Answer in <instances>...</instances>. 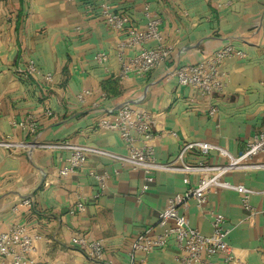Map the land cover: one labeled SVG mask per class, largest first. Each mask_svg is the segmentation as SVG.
Returning a JSON list of instances; mask_svg holds the SVG:
<instances>
[{
  "label": "crops",
  "instance_id": "0c3cea01",
  "mask_svg": "<svg viewBox=\"0 0 264 264\" xmlns=\"http://www.w3.org/2000/svg\"><path fill=\"white\" fill-rule=\"evenodd\" d=\"M146 2L162 17L164 44L172 53L147 75L121 79L117 45L127 38V30L111 29L94 0H0V139L10 135L14 142L42 145L68 140L124 153L119 133L101 128L99 121L128 103L154 115V148L160 162L180 164V151L194 141L210 142L233 155L245 150L247 142L264 131V0H111L138 29L145 27ZM226 2L230 6L218 7ZM229 43L246 57L223 62L224 93L204 98L196 89L168 78L171 70L201 62ZM101 51L110 55L108 71L95 60ZM126 53L131 56L136 50ZM30 59L52 79L23 76L19 70ZM84 89L93 94L82 104L76 96ZM212 104L219 109L215 116L208 114ZM47 109L52 116L45 114ZM29 116L40 125L35 134L19 126ZM68 155L65 148L36 146L12 153L0 147V232L23 223L42 234L35 264H93L85 250L73 244L77 235L102 241L106 258L114 264H182L173 244L147 256L137 253L135 259L132 245L140 233L159 231L158 217L169 198L197 184L199 173L191 174L185 184L182 173L157 172L138 202L142 170L118 165L119 174L94 200L97 186L89 172L111 171L113 161L90 155L80 170L60 178L58 169ZM185 160L227 161L217 151L204 156L197 150L188 152ZM256 161L263 162L264 156ZM225 179L255 191L250 200L258 214L251 218L241 194L231 189L211 195L205 208L225 215L228 243L237 255L247 264H264V169L234 170ZM77 194L87 197L86 210L73 214ZM26 198L32 200L31 206L21 205ZM184 212L192 226L205 235L212 233L210 221L194 201ZM225 255L216 257L217 264H233L225 262Z\"/></svg>",
  "mask_w": 264,
  "mask_h": 264
},
{
  "label": "built area",
  "instance_id": "2783aa9c",
  "mask_svg": "<svg viewBox=\"0 0 264 264\" xmlns=\"http://www.w3.org/2000/svg\"><path fill=\"white\" fill-rule=\"evenodd\" d=\"M75 1V0H66ZM98 12L103 21L113 30H127V38L117 45V59L120 63L118 77L128 78L131 75L145 76L153 69L158 68L168 61L172 48L164 44V34L161 29L162 17L156 13L146 2L143 8L145 27L143 29L131 26L132 18L116 10L111 0H94ZM230 2L219 3V8L230 6ZM92 9L93 5H87ZM153 44V45H149ZM135 49L136 53L128 56L126 51ZM232 57L245 58L246 53L237 49L233 44H226L215 50L213 55L195 64H185L175 70H171L168 78H175L180 85L196 89L202 97H212L214 94L224 93L227 86V77L222 72L223 62ZM110 55L101 51L95 56L98 64L108 71ZM23 76L42 75L46 80L52 79V74H43L35 61L30 59L25 69H20ZM93 94L92 90L80 91L76 98L85 104L88 97ZM102 99L107 94L102 92ZM218 107L210 105L208 114L215 116ZM45 114L52 116L53 111L47 109ZM154 115L142 108H136L125 103L120 106L111 118H103L99 126L108 130L117 131L124 144V153L113 152L87 144H76L65 140L58 144H39L23 140L14 142L10 135L0 139V147L15 152L19 149H31L36 146L65 148L69 155L65 164L58 169V176L65 178L80 170L87 162L90 155L108 157L113 161L112 170L102 172L90 171L89 174L96 181V191L92 198L94 200L103 196L108 188V182L113 175L119 174L118 165H130L142 170L143 183L137 201H142V196L155 180V174L160 171H173L184 174L185 184L190 183L191 174H200L197 184L188 187L181 193H176L169 198L167 206L158 217L157 226L159 231L147 230L140 233L132 245V258L137 253L146 256L158 249H164L173 244L179 252V261L182 264H217L216 257L225 253V262L233 264H247L246 260L237 255L228 243L230 229L226 226V217L223 213L215 210H206L205 206L211 195L217 194L221 189H231L242 196V205L249 212L251 218L258 214V211L251 203V195L254 190L243 184H234L225 179L226 174L234 170H261L264 169V161L258 162L256 158L264 156V131L255 134L248 142L245 150L238 155L231 154L225 148L206 141L187 142L180 151L177 161L180 164L160 162L156 156L154 140L157 137L154 129ZM23 131L35 134L40 125L33 117L19 123ZM197 150L204 156L212 151H217L227 161L223 164H210L204 161L197 164L186 162L185 156L188 152ZM87 197L77 194V201L72 213L86 210ZM210 221L212 233L205 235L199 228L191 225L186 211L191 202ZM32 200L26 198L21 205L31 206ZM43 235L38 232H31L23 223L13 224L8 231L0 232V260L2 264H35L38 245L43 240ZM73 244L86 252L87 258L93 264H114L112 259L106 258L105 246L100 240H89L86 236L77 235L73 237ZM134 264V263H132Z\"/></svg>",
  "mask_w": 264,
  "mask_h": 264
}]
</instances>
